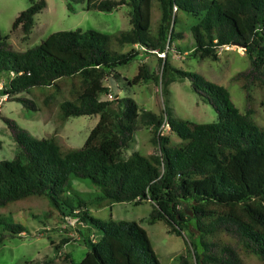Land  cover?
I'll return each mask as SVG.
<instances>
[{
	"label": "trees",
	"instance_id": "1",
	"mask_svg": "<svg viewBox=\"0 0 264 264\" xmlns=\"http://www.w3.org/2000/svg\"><path fill=\"white\" fill-rule=\"evenodd\" d=\"M84 1L87 10L106 12L127 4L130 28L112 34L59 30L25 50H15L7 35L0 38V76L5 77L0 96L36 111L40 107L19 94L33 87H58L63 80L73 98L58 104L61 125L70 116L99 115L82 146L68 149L55 137L37 138L2 116L16 148L13 158L0 161V207L44 196L58 215L76 218L86 229L81 231L82 241L89 250L79 262L66 255L63 264H160L138 221L101 219L87 208L88 202L140 200L152 204L149 223L162 219L177 235L193 226L191 247L178 256L179 264H245L249 256L264 264V126L253 119L251 93L253 87L261 91L264 109V0H157L155 27L152 0ZM45 6V0H30L14 18L12 30L19 28L26 35ZM175 11L196 20L188 27L193 44L176 46L177 54L217 60L220 47L243 46L248 67L232 77L243 91L242 111L224 85L169 65L170 46L186 33L174 31ZM124 45L132 48L115 50ZM148 53L157 55L160 74L140 64L127 84L152 80L165 94L171 81L187 78L195 94L215 111V122L174 117L166 108L155 113L140 108L131 97L113 93L108 77L118 82L116 67ZM161 53L163 57L158 56ZM105 94L111 99H102ZM165 126L170 133L162 132ZM143 127L151 131L156 151H133L125 157L123 151ZM73 180L84 181L93 190L84 198ZM23 232L24 226L0 217V241ZM91 233L98 235L97 240L90 239Z\"/></svg>",
	"mask_w": 264,
	"mask_h": 264
},
{
	"label": "rangeland",
	"instance_id": "2",
	"mask_svg": "<svg viewBox=\"0 0 264 264\" xmlns=\"http://www.w3.org/2000/svg\"><path fill=\"white\" fill-rule=\"evenodd\" d=\"M46 6L34 16V24L30 31L24 35L19 28L12 30V22L20 11L26 9L30 0H0V38L8 36V42L15 50H25L33 47L45 39L49 34L59 30L94 29L103 33L112 34L118 30L129 29L131 8L123 4L118 8L106 12L87 10L84 0H45ZM176 23L174 31L186 32L183 38L173 42L168 54V62L172 68L193 71L203 75L206 79L224 85L230 97L241 111L244 106L243 91L238 81L232 77L239 71L248 67L249 60L241 46L228 45L218 49V59H200L191 57L188 52L177 54V47L191 46L192 37L188 34V27L196 20L183 11H175ZM159 17L157 0H152V27H155ZM132 47L124 45L115 50L126 52ZM163 57V53L160 54ZM159 56V55H158ZM140 64L145 65L149 71L159 75L161 64L155 54H144L133 59L125 65L116 67L120 74L117 82L119 98L131 97L140 108L159 113L166 108L174 117L187 119L200 123L216 121L213 108L204 102L192 89L191 82L185 78H176L167 87L163 94L161 84L155 81H142L138 84H127L137 72ZM174 73V72H173ZM5 77L0 76V87ZM52 92L51 97L44 103L46 96ZM252 103L254 107L253 119L264 126V109L260 104L261 91L253 87ZM67 81H61L58 87H33L28 92L19 94L21 97L32 99L40 108L33 111L26 109L15 100H6L0 96V161L14 157L16 145L11 139L2 116L11 118L17 124L27 129L37 138L53 136L58 143L68 148L82 146L90 129L96 124L99 115H79L68 117L61 125L59 120L58 104L67 98H73ZM102 99H111L105 94ZM163 133H170L167 126ZM151 131L143 127L135 133V138L129 149L123 151L125 157L133 151L149 154L156 151L151 141ZM74 188L86 198V194L93 188L84 181L73 180ZM88 212L101 219H124L138 221L146 230L152 248L160 264H179L178 256L183 254L190 245V234L194 228L190 225L182 230L181 235L168 231V226L162 219L148 222L152 204L148 200L138 203L129 202H102L93 204L88 202ZM0 217L13 221L25 228L19 236H6L0 241V264H42L53 259L54 264H63L68 255L73 261L79 262L89 248L82 241V233L86 229L79 224L76 218L62 217L50 206L44 196H28L0 207ZM96 233L90 234L92 241L97 240ZM68 239V242H63ZM245 264H258L255 258L245 257Z\"/></svg>",
	"mask_w": 264,
	"mask_h": 264
},
{
	"label": "water",
	"instance_id": "3",
	"mask_svg": "<svg viewBox=\"0 0 264 264\" xmlns=\"http://www.w3.org/2000/svg\"><path fill=\"white\" fill-rule=\"evenodd\" d=\"M233 45L238 46V44H233ZM241 47L243 48V46H241ZM108 85L111 87L114 94H116L118 92L117 81L111 75L108 77Z\"/></svg>",
	"mask_w": 264,
	"mask_h": 264
},
{
	"label": "built area",
	"instance_id": "4",
	"mask_svg": "<svg viewBox=\"0 0 264 264\" xmlns=\"http://www.w3.org/2000/svg\"><path fill=\"white\" fill-rule=\"evenodd\" d=\"M158 55H159V56H161L160 54H158ZM163 56H164V53H163ZM109 96H110V97H112V95H111V94H109Z\"/></svg>",
	"mask_w": 264,
	"mask_h": 264
}]
</instances>
